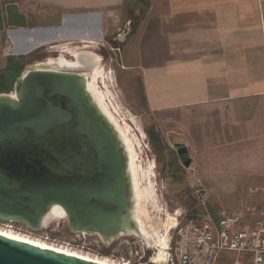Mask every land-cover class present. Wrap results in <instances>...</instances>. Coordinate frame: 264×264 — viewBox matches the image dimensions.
Masks as SVG:
<instances>
[{"label":"crops","instance_id":"1","mask_svg":"<svg viewBox=\"0 0 264 264\" xmlns=\"http://www.w3.org/2000/svg\"><path fill=\"white\" fill-rule=\"evenodd\" d=\"M141 4L135 31H123L132 38L124 60L137 70L148 108L203 113L233 134L240 129L233 140L256 181L249 188L263 191L264 0H0V56L8 45L10 58L21 59L52 48L66 22L59 11H73L86 39L92 19L100 24L106 14Z\"/></svg>","mask_w":264,"mask_h":264},{"label":"water","instance_id":"2","mask_svg":"<svg viewBox=\"0 0 264 264\" xmlns=\"http://www.w3.org/2000/svg\"><path fill=\"white\" fill-rule=\"evenodd\" d=\"M53 206L72 231H137L127 151L84 71L34 64L0 93V221L37 230ZM0 264L100 263L0 234Z\"/></svg>","mask_w":264,"mask_h":264},{"label":"rangeland","instance_id":"3","mask_svg":"<svg viewBox=\"0 0 264 264\" xmlns=\"http://www.w3.org/2000/svg\"><path fill=\"white\" fill-rule=\"evenodd\" d=\"M144 9L143 4L125 5L118 12L106 14L100 24L91 18L86 39L81 38L84 24L75 19L76 15H71L73 11H57L59 17L65 15L66 22L59 25L61 35L52 48L43 46L42 53L34 51L22 59L6 54L0 56V93L11 92L18 75L38 62L49 59L71 62L75 60L76 51H89L97 56V69L101 70L97 83L100 90L108 94L109 110L131 140L139 190L149 182L156 192L160 210H152L148 205L150 217L156 214L164 220L165 215L188 210L192 207V189L201 184L211 190L209 209H237L241 200L253 209V218L264 217V190L249 188L256 181L251 177L253 174L242 167L240 141L233 140L240 138V129L233 134L231 126L204 119L203 113L182 114L176 110L151 111L148 108L140 76L137 70L127 68L124 60L132 38L123 31L126 28L135 31ZM118 33L123 34L122 41L116 39ZM66 69L83 71L82 68ZM183 147L187 157H183ZM179 151L182 154H178ZM184 159L190 161L188 166L184 165ZM0 229L108 262L163 264L157 260L158 243L148 242L137 232L107 240L97 233L70 230L65 218L52 219L37 230L0 221Z\"/></svg>","mask_w":264,"mask_h":264},{"label":"built area","instance_id":"4","mask_svg":"<svg viewBox=\"0 0 264 264\" xmlns=\"http://www.w3.org/2000/svg\"><path fill=\"white\" fill-rule=\"evenodd\" d=\"M13 52L8 45L6 56ZM210 194V189L195 186L192 207L169 217L171 224L162 228L166 242L161 263L264 264V217L253 218V209L242 201L237 209H209Z\"/></svg>","mask_w":264,"mask_h":264},{"label":"bare ground","instance_id":"5","mask_svg":"<svg viewBox=\"0 0 264 264\" xmlns=\"http://www.w3.org/2000/svg\"><path fill=\"white\" fill-rule=\"evenodd\" d=\"M87 52V51H86ZM80 51H76L74 53L75 60L71 62L67 61H59V60H48L44 62H38L37 64H47L50 68L55 69H64L66 68H82L86 77V86L89 94L91 95L92 100L96 103L101 112L108 118V120L113 124L114 128L117 130V133L124 144V147L127 151L128 156V171L131 178L132 189H133V207H132V218L136 222L137 225V233L140 236L147 239L148 242H157L161 245L157 260H162L164 251L163 246L165 245V234L161 233L163 226H167L171 224V219L166 218V220L161 219L159 215L154 214L150 217L149 210L147 209L148 205L152 207V210H160L157 205L156 192L153 186L148 182L143 188L139 190V183L137 179L138 167L135 163V153L133 152L131 140L127 135V131L118 124L115 117L111 114L109 110V105L106 101L105 91L100 90L99 85L97 83L98 77L101 75V70L97 69V56L92 53L84 54ZM64 59V58H63ZM65 60V59H64ZM99 64V63H98ZM145 176V174H143ZM145 178V177H144ZM140 191V192H139ZM157 212V211H156ZM160 214V213H159ZM63 210L58 206H53L50 211L45 215L43 219V225L49 222L52 219H61L64 218ZM160 231V232H159ZM130 231H128L129 233ZM163 232V231H162ZM0 234L3 236H7L19 241H23L32 245H36L39 247L55 250L57 252H62L65 254L77 256L80 258H84L87 260H91L93 262H97L100 264H126V263H114L108 262L106 260H101L97 258H93L84 254H80L65 248L56 247L45 242H41L30 237L21 235L16 232H12L11 230H3L0 229Z\"/></svg>","mask_w":264,"mask_h":264},{"label":"flooded vegetation","instance_id":"6","mask_svg":"<svg viewBox=\"0 0 264 264\" xmlns=\"http://www.w3.org/2000/svg\"><path fill=\"white\" fill-rule=\"evenodd\" d=\"M42 53V52H41ZM40 54V53H39ZM183 150V149H182ZM178 154H182L181 152H179ZM184 154V156L183 157H187V156H185L187 153H186V150H185V152L183 153ZM185 160V159H184ZM183 160V161H184Z\"/></svg>","mask_w":264,"mask_h":264},{"label":"trees","instance_id":"7","mask_svg":"<svg viewBox=\"0 0 264 264\" xmlns=\"http://www.w3.org/2000/svg\"><path fill=\"white\" fill-rule=\"evenodd\" d=\"M145 98V97H144Z\"/></svg>","mask_w":264,"mask_h":264}]
</instances>
